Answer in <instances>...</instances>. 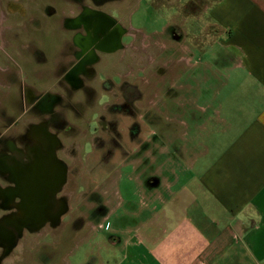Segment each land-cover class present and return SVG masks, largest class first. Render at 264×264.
Listing matches in <instances>:
<instances>
[{
  "label": "rangeland",
  "instance_id": "obj_1",
  "mask_svg": "<svg viewBox=\"0 0 264 264\" xmlns=\"http://www.w3.org/2000/svg\"><path fill=\"white\" fill-rule=\"evenodd\" d=\"M140 1L127 16L129 28L135 34L134 41L125 40L133 44L124 55L128 87L120 90L122 97L115 95L114 90L105 91L108 95L105 104L99 98L101 91L97 90V104L102 105L96 112L107 121V132H101L98 125H90L92 133H87L91 111L86 109L84 97L75 96V103L82 105L80 114L69 120L73 122V135L62 136L60 140L66 151L61 157L66 162L63 191L67 192L72 181L76 188V211L72 216L75 224H67L69 220L65 218L63 223L67 225L56 234L17 237L16 241L29 246L24 257L27 264H101L100 259L115 264L111 233L119 228L123 213L140 207L139 180L174 181L181 171H170L165 166L186 164L189 160L196 164L204 156L211 158L225 141L217 137L215 125L210 121L215 116L213 108L204 106L200 111L205 100L212 102L216 87L212 71L202 75L203 66H197L198 60L204 58L201 56L207 55L205 52L213 60L218 51L215 45L219 30L211 26L205 11L212 0H154V5L149 0ZM6 3L7 0H0L3 70L7 69ZM38 35V46L42 45L51 58L58 50L56 30L44 25ZM185 54L192 57V65L180 64V57ZM111 65L100 71L105 79L95 76L97 88L102 80L110 81L108 71L111 70V75L116 71L109 68ZM47 72L45 67L31 72L27 85L41 91L47 84ZM131 83L135 90L131 89ZM132 94L136 100L133 104ZM86 142L91 146H85ZM184 149L190 153L186 155ZM153 163L162 167L156 170V175ZM73 165L75 180L70 174ZM162 189L158 190L161 194ZM13 258L8 257L6 264Z\"/></svg>",
  "mask_w": 264,
  "mask_h": 264
},
{
  "label": "crops",
  "instance_id": "obj_2",
  "mask_svg": "<svg viewBox=\"0 0 264 264\" xmlns=\"http://www.w3.org/2000/svg\"><path fill=\"white\" fill-rule=\"evenodd\" d=\"M205 11L219 36L213 60L205 50L198 60L216 81L200 111L213 108L225 141L211 158L165 166L181 171L174 181L139 180L140 207L111 233L115 264H264V0H212ZM180 58L192 65L190 54Z\"/></svg>",
  "mask_w": 264,
  "mask_h": 264
},
{
  "label": "flooded vegetation",
  "instance_id": "obj_3",
  "mask_svg": "<svg viewBox=\"0 0 264 264\" xmlns=\"http://www.w3.org/2000/svg\"><path fill=\"white\" fill-rule=\"evenodd\" d=\"M138 3L141 1L7 0V69L0 72V83L5 80L7 85L6 112L0 105V118L4 116L0 124V264H6L10 256L14 258L8 264H27L24 257L29 246L16 241L17 237L56 234L65 225L75 224L76 188L72 181L67 192L63 191L66 162L61 157L66 151L60 140L73 135L69 120L80 114L82 105L75 103V96L84 97L86 109L91 111L87 133H92L90 125L107 132V121L96 109L107 102L105 91L114 90L121 96L120 90L128 87L124 55L133 44L125 40L134 41L135 34L127 16ZM149 4L154 5V0ZM44 25L57 32L58 50L51 58L38 46V32ZM110 63L109 68L116 71L111 75L109 70L110 81L102 80L97 88L94 79H105L101 72ZM41 67L48 71L47 84L36 91L26 80ZM97 90L102 93L101 105L97 104ZM135 101L133 98L132 104ZM70 174L75 180L74 165Z\"/></svg>",
  "mask_w": 264,
  "mask_h": 264
},
{
  "label": "water",
  "instance_id": "obj_4",
  "mask_svg": "<svg viewBox=\"0 0 264 264\" xmlns=\"http://www.w3.org/2000/svg\"><path fill=\"white\" fill-rule=\"evenodd\" d=\"M120 35H118V38H119Z\"/></svg>",
  "mask_w": 264,
  "mask_h": 264
}]
</instances>
